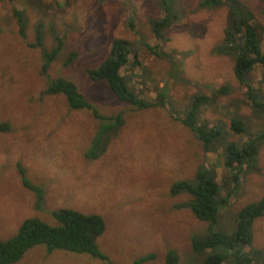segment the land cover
I'll use <instances>...</instances> for the list:
<instances>
[{"label":"rangeland","instance_id":"rangeland-1","mask_svg":"<svg viewBox=\"0 0 264 264\" xmlns=\"http://www.w3.org/2000/svg\"><path fill=\"white\" fill-rule=\"evenodd\" d=\"M201 1L0 0V124L5 123L0 129V240L14 235L27 217L55 225L53 210L70 208L102 216L105 229L96 243L111 262L133 264L154 253L141 264H164L167 251L174 249L179 264H199L210 250L194 252L192 240L206 234L208 223L189 208L177 207L190 195L175 194L171 186L180 180L194 181L204 167L214 169L221 197L226 199L218 206L214 226L229 233L235 230L238 211L264 194V141L258 142L257 169H243L236 187L222 151L229 141L264 131V109L248 101L233 72V55L217 51L231 21L230 8L201 6ZM240 2L263 27V47L264 0ZM14 9L23 13L24 37ZM167 13L177 19L162 29L160 39L152 24ZM39 24L43 48L57 45L54 34L63 40L47 75L41 69V47L30 45ZM115 38L130 41L137 55V65L121 70L129 84L148 101L160 93L164 105L139 109L117 100L106 81L89 77L88 70L109 55ZM48 76L73 81L101 114H123V123L105 151L90 155L100 120L90 109L70 108L62 94H49ZM252 80L262 100L264 81L258 64ZM222 83L227 90L219 93ZM202 94L208 99L198 104L196 123L207 121L220 130L207 153L180 120L195 96ZM235 118L247 126L244 133L230 129ZM20 168L44 191L41 206L36 205L35 193L23 185ZM251 231L252 244L242 250H256L260 260L264 214L253 221ZM13 264L106 263L88 253L48 250L39 244ZM222 264H233L232 258Z\"/></svg>","mask_w":264,"mask_h":264},{"label":"trees","instance_id":"trees-1","mask_svg":"<svg viewBox=\"0 0 264 264\" xmlns=\"http://www.w3.org/2000/svg\"><path fill=\"white\" fill-rule=\"evenodd\" d=\"M222 4H226L230 8L231 21L224 30V37L222 43L217 46V51L233 55V72L238 82L244 87L248 101L251 105L264 109V98L262 100L259 98V89L254 87L252 80L253 70L258 64L262 68V80L264 81V46H260L263 27L256 23L253 13L240 0H202L200 2L201 6ZM14 14L18 18L19 34L24 37L23 13L19 9H14ZM176 17L167 13L164 18L154 21L152 27L155 37L162 39V29L168 27L173 20L177 19ZM54 36L57 45L51 49L43 48L39 24L36 28L35 42L30 44L42 49L41 69L45 75L63 44L59 35L54 34ZM133 53L130 41L125 38L113 39L109 55L96 68L88 70L89 77L94 81H106L117 100L139 109L157 104L164 105L165 101L160 93L154 101L141 98L129 84L126 73H121V70H124L127 65L131 68L138 64L135 53L134 62L131 60L130 55ZM72 57L73 54L69 55L64 64H69ZM48 79H50L47 87L49 94H62L70 108L90 109L92 114L100 120L101 123L90 141V155L96 157L105 151L109 138L116 135L123 123V114L103 115L84 98L73 81L62 76H48ZM226 90L227 85L222 83L216 91L224 93ZM207 99V95H196L190 111L180 117V120L195 133L205 153L211 150L210 144L220 134V130L215 125L210 126L207 121L201 125L196 123L197 106ZM3 126L5 123L0 124V129ZM230 129L234 133L241 134L247 130V126L242 120L235 118L230 121ZM259 141H264V131L256 137L240 139L239 142L229 141L225 144L222 151L223 162L230 170L233 187L239 184L243 169H257ZM20 172L23 185L35 193L36 205L37 207L41 206L44 201V191L26 177L22 168H20ZM214 172V169L210 170L204 167L196 173L194 181L180 180L171 186L172 192L175 194L186 191L190 195L188 201L177 204V207L189 208L198 219L208 223L206 234L192 240L194 252L202 253L205 249L210 250L199 264H222L227 258H232L233 264H264V257L259 260L256 250H242V247L252 244L251 226L253 221L264 214V194L258 201L249 203L238 211L237 224L233 232L218 230L214 226L217 222L218 206L226 199L221 197L220 184L217 182ZM52 214L57 220V224L51 225L39 218L27 217L21 222L14 235L0 240V264L17 262L26 251L39 244L44 245L48 250L62 249L70 252L88 253L106 264H117L111 262L108 256L98 249L96 243L97 237L105 229V222L101 215L84 213L70 208L55 209ZM151 258H154V253L137 258L133 264H141ZM164 264H179L176 250L167 251Z\"/></svg>","mask_w":264,"mask_h":264}]
</instances>
